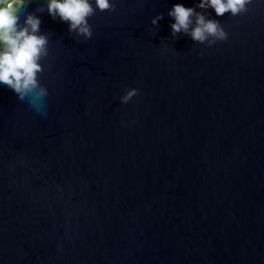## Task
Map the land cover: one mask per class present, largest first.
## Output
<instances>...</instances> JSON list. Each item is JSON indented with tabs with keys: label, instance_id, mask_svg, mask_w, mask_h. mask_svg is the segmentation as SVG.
<instances>
[{
	"label": "water",
	"instance_id": "1",
	"mask_svg": "<svg viewBox=\"0 0 264 264\" xmlns=\"http://www.w3.org/2000/svg\"><path fill=\"white\" fill-rule=\"evenodd\" d=\"M176 3L117 0L88 40L29 4L49 96L0 84V264H264V0L208 9L211 47L172 37Z\"/></svg>",
	"mask_w": 264,
	"mask_h": 264
},
{
	"label": "clouds",
	"instance_id": "2",
	"mask_svg": "<svg viewBox=\"0 0 264 264\" xmlns=\"http://www.w3.org/2000/svg\"><path fill=\"white\" fill-rule=\"evenodd\" d=\"M32 0H0V84L7 86L29 107L40 114L47 105L48 90L40 83L44 71L42 62L48 57L49 38L42 34V23L36 12H28ZM254 0H199L195 7L176 3L168 12L174 20L170 25L171 35L180 34L191 38L194 43L211 47L228 39V33L217 19L209 18L208 9L217 17L230 14L237 17L249 12ZM117 0H47V13L53 21L59 19L68 24V32L85 40L93 36L89 19L96 12H115ZM200 9V11H197ZM37 12L44 9L38 7ZM163 15L151 20L154 28ZM121 103H129L138 95L137 89H125Z\"/></svg>",
	"mask_w": 264,
	"mask_h": 264
}]
</instances>
